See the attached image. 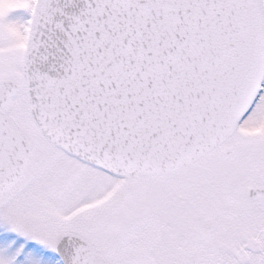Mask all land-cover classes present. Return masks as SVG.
I'll use <instances>...</instances> for the list:
<instances>
[{
  "label": "snow or ice",
  "instance_id": "1",
  "mask_svg": "<svg viewBox=\"0 0 264 264\" xmlns=\"http://www.w3.org/2000/svg\"><path fill=\"white\" fill-rule=\"evenodd\" d=\"M0 264H264V0H0Z\"/></svg>",
  "mask_w": 264,
  "mask_h": 264
}]
</instances>
